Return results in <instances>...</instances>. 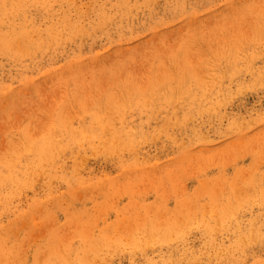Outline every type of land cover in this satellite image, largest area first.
I'll list each match as a JSON object with an SVG mask.
<instances>
[{
	"label": "rangeland",
	"instance_id": "1",
	"mask_svg": "<svg viewBox=\"0 0 264 264\" xmlns=\"http://www.w3.org/2000/svg\"><path fill=\"white\" fill-rule=\"evenodd\" d=\"M138 5L54 47L0 51V169L31 141L57 138L59 110L72 127L96 111L135 136L37 173L23 160L28 183L0 186V245L32 264L56 236L75 264L85 226L113 240L93 264H264V0H187L182 15L177 0ZM60 10L52 2L47 15L29 14L43 28ZM166 57L186 63H164V84L155 63ZM185 69L208 86L194 106L178 92L194 85Z\"/></svg>",
	"mask_w": 264,
	"mask_h": 264
},
{
	"label": "bare ground",
	"instance_id": "2",
	"mask_svg": "<svg viewBox=\"0 0 264 264\" xmlns=\"http://www.w3.org/2000/svg\"><path fill=\"white\" fill-rule=\"evenodd\" d=\"M111 0H0V21H4L5 28L0 32V51L7 56L16 58L21 54H26L39 50L41 47L52 46L75 36H83L87 33V26L101 29L114 13L119 20H127L132 9L139 8L142 4L145 7L152 6L156 0H115L110 9L107 3ZM187 0H177L176 11L179 15L184 12ZM52 2H57L60 12H54L52 20L43 28L39 26L33 18H30L29 10L35 9L39 13L48 14ZM55 17V18H54ZM86 22V23H85ZM87 24V26H86ZM41 25V24H40ZM235 56L229 59V63L235 60ZM181 66L185 68V61H179L175 57H166L155 64L158 70L157 75L166 84L170 76L164 71L165 64ZM176 66V67H177ZM178 68V67H177ZM186 77L194 84L191 88H183L178 83V92L185 93L190 97L191 105L194 106L197 93L208 89L200 74L193 70L185 69ZM182 79V75L178 76ZM133 88V87H132ZM132 88L125 87L124 91ZM173 88H169L172 93ZM70 115H66L63 110L56 112L54 116L55 132L57 138L53 136L37 138L30 142L28 150L19 156L14 166L6 163L0 169V186L16 184L21 186L24 182L28 183L29 177L21 167L23 160H30L33 172L37 173L43 167L46 169L52 164L53 160H58L67 153L66 156L76 159L80 151L89 149L94 153H112L119 147L133 146L135 143L134 134H122L117 132L111 120H103L98 117L96 111L90 112L84 119L80 120L79 127L71 125ZM69 118V120H68ZM18 166V167H17ZM64 177L68 175L64 174ZM153 223V222H152ZM154 225V223H153ZM153 227V226H151ZM80 244L73 247L75 254V264H93L97 261V248L113 242L108 235L92 237L86 234L85 226H80L77 231ZM56 237V236H55ZM55 237L45 249L41 246L34 248L32 264H68L64 261V247L56 244ZM134 246L139 245L136 237L130 239ZM121 242L113 244L114 247ZM70 250L71 248H67ZM0 264H23L22 258L9 248L5 250L0 245Z\"/></svg>",
	"mask_w": 264,
	"mask_h": 264
}]
</instances>
